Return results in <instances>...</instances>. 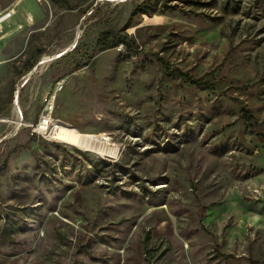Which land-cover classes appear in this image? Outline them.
<instances>
[{
    "label": "rangeland",
    "instance_id": "374dc122",
    "mask_svg": "<svg viewBox=\"0 0 264 264\" xmlns=\"http://www.w3.org/2000/svg\"><path fill=\"white\" fill-rule=\"evenodd\" d=\"M9 12L0 264H264V0H0ZM59 81V129L38 130ZM58 133L107 137L108 155Z\"/></svg>",
    "mask_w": 264,
    "mask_h": 264
},
{
    "label": "built area",
    "instance_id": "2783aa9c",
    "mask_svg": "<svg viewBox=\"0 0 264 264\" xmlns=\"http://www.w3.org/2000/svg\"><path fill=\"white\" fill-rule=\"evenodd\" d=\"M11 16V13H6L2 17L7 19ZM1 17V16H0ZM64 88V82L59 81L56 83L53 92H49L45 97V108L42 115L40 116L39 122L36 124L38 130L46 132L51 129L56 131L59 129L60 123L53 119L52 113L54 110V104L57 97V93L61 92Z\"/></svg>",
    "mask_w": 264,
    "mask_h": 264
},
{
    "label": "bare ground",
    "instance_id": "6f19581e",
    "mask_svg": "<svg viewBox=\"0 0 264 264\" xmlns=\"http://www.w3.org/2000/svg\"><path fill=\"white\" fill-rule=\"evenodd\" d=\"M6 19H4V17H0V23L5 21ZM53 58H56V57H53ZM50 60L49 59H45L43 61V63H47L49 62ZM18 104V103H17ZM18 108V107H17ZM20 114V112H19ZM56 138L57 140H59L60 142L64 143V144H67V145H73V146H77V145H84L86 147H89V146H92L93 149H94V153H97V154H103L101 151H102V148L100 149V146H98L99 143H102L103 140H107L109 142V138H103V137H91V136H87V135H84L82 136L80 139L78 140H75V139H72L69 135H67L66 133H58L56 134ZM106 141V143H107ZM110 150L113 149L114 152H112L111 154H115L117 155V150L115 147L112 146V144L110 143ZM122 149V148H121ZM107 152H109L108 150H106ZM103 155H108V154H103ZM100 156V155H99ZM118 157V156H117Z\"/></svg>",
    "mask_w": 264,
    "mask_h": 264
},
{
    "label": "trees",
    "instance_id": "16d2710c",
    "mask_svg": "<svg viewBox=\"0 0 264 264\" xmlns=\"http://www.w3.org/2000/svg\"><path fill=\"white\" fill-rule=\"evenodd\" d=\"M55 1H59V0H55ZM109 36V33L105 32L103 33L99 38H98V43L103 46V47H107L108 46V42L106 41L107 38ZM179 74L181 76L186 77L189 81H191L194 84H201V82L199 80H194L192 79L190 76L184 74L183 72H179Z\"/></svg>",
    "mask_w": 264,
    "mask_h": 264
}]
</instances>
